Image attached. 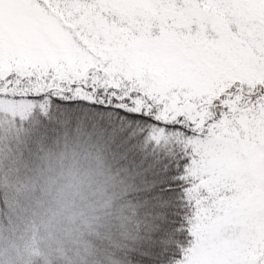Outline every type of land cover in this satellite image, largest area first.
Segmentation results:
<instances>
[{"label": "snow or ice", "instance_id": "snow-or-ice-1", "mask_svg": "<svg viewBox=\"0 0 264 264\" xmlns=\"http://www.w3.org/2000/svg\"><path fill=\"white\" fill-rule=\"evenodd\" d=\"M69 110L163 165L137 264H264V0H0V115Z\"/></svg>", "mask_w": 264, "mask_h": 264}, {"label": "clouds", "instance_id": "clouds-1", "mask_svg": "<svg viewBox=\"0 0 264 264\" xmlns=\"http://www.w3.org/2000/svg\"><path fill=\"white\" fill-rule=\"evenodd\" d=\"M59 119L34 135L0 131V264H137L147 168L118 125L72 110ZM81 154L107 164L79 166Z\"/></svg>", "mask_w": 264, "mask_h": 264}, {"label": "rangeland", "instance_id": "rangeland-1", "mask_svg": "<svg viewBox=\"0 0 264 264\" xmlns=\"http://www.w3.org/2000/svg\"><path fill=\"white\" fill-rule=\"evenodd\" d=\"M12 121V124L8 122ZM39 121V123H37ZM56 124V123H55ZM55 124L46 122L43 118L37 116L36 114H29L26 118L20 119L19 117H10L8 115H0V131H5L10 135H34L42 129ZM76 163L82 167H88L97 163L107 164V162L93 161L86 154H81L80 157L76 158ZM117 176L119 175L117 171L112 170Z\"/></svg>", "mask_w": 264, "mask_h": 264}, {"label": "trees", "instance_id": "trees-1", "mask_svg": "<svg viewBox=\"0 0 264 264\" xmlns=\"http://www.w3.org/2000/svg\"><path fill=\"white\" fill-rule=\"evenodd\" d=\"M128 143L131 144L133 149L138 153L137 163L139 164L140 169L143 170L144 168H147L144 183L141 190L136 195L140 198V200H148L156 191L154 186L157 185L159 181L165 179V176L162 173L163 165L158 162V154L151 149V146H149L148 149L141 151L139 148L134 146L135 142ZM112 170L117 171L119 175L122 174L119 164L115 161H113Z\"/></svg>", "mask_w": 264, "mask_h": 264}]
</instances>
